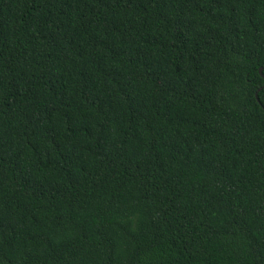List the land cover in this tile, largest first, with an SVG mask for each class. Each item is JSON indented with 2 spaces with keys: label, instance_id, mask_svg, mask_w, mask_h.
<instances>
[{
  "label": "trees",
  "instance_id": "1",
  "mask_svg": "<svg viewBox=\"0 0 264 264\" xmlns=\"http://www.w3.org/2000/svg\"><path fill=\"white\" fill-rule=\"evenodd\" d=\"M0 264H264V0H0Z\"/></svg>",
  "mask_w": 264,
  "mask_h": 264
},
{
  "label": "water",
  "instance_id": "2",
  "mask_svg": "<svg viewBox=\"0 0 264 264\" xmlns=\"http://www.w3.org/2000/svg\"><path fill=\"white\" fill-rule=\"evenodd\" d=\"M262 72H263V69L260 70V73H261V74H262Z\"/></svg>",
  "mask_w": 264,
  "mask_h": 264
}]
</instances>
